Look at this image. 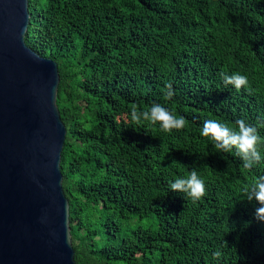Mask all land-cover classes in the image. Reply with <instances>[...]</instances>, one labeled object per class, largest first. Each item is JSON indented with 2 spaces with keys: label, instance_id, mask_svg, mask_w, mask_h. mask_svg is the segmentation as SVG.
Returning <instances> with one entry per match:
<instances>
[{
  "label": "trees",
  "instance_id": "obj_1",
  "mask_svg": "<svg viewBox=\"0 0 264 264\" xmlns=\"http://www.w3.org/2000/svg\"><path fill=\"white\" fill-rule=\"evenodd\" d=\"M29 16L27 45L59 71L75 263L264 264L259 205L242 195L264 167L199 135L206 119H264V0H29ZM233 73L247 88L224 84ZM155 103L185 128L131 122ZM193 170L201 200L168 193Z\"/></svg>",
  "mask_w": 264,
  "mask_h": 264
},
{
  "label": "water",
  "instance_id": "obj_2",
  "mask_svg": "<svg viewBox=\"0 0 264 264\" xmlns=\"http://www.w3.org/2000/svg\"><path fill=\"white\" fill-rule=\"evenodd\" d=\"M29 18V0H0V264H76L59 71L27 45Z\"/></svg>",
  "mask_w": 264,
  "mask_h": 264
},
{
  "label": "clouds",
  "instance_id": "obj_3",
  "mask_svg": "<svg viewBox=\"0 0 264 264\" xmlns=\"http://www.w3.org/2000/svg\"><path fill=\"white\" fill-rule=\"evenodd\" d=\"M223 82L237 91L247 88L248 85L247 76L240 73L225 74ZM172 95L169 85L167 97L170 99ZM130 117L133 124L148 122L151 125H157L161 132L168 134H171L173 130H182L186 125L184 117L178 116L159 103L152 104L146 111L137 110L134 106ZM262 127H264V119L258 124L238 119L234 125L220 122L217 119H206L199 135L210 140L218 152H234L240 158L243 169L250 171L264 167V135L259 131ZM169 192L183 193L193 203H196L206 195V184L201 174L193 170L186 176L175 177L168 185ZM242 195L244 201L259 205L255 208L254 219L257 223L264 224V175L256 176L245 185Z\"/></svg>",
  "mask_w": 264,
  "mask_h": 264
}]
</instances>
